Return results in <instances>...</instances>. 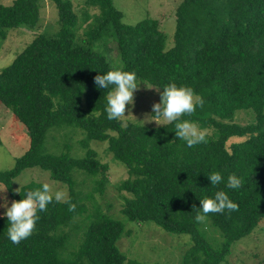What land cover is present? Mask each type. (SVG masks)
Wrapping results in <instances>:
<instances>
[{
    "label": "trees",
    "instance_id": "trees-1",
    "mask_svg": "<svg viewBox=\"0 0 264 264\" xmlns=\"http://www.w3.org/2000/svg\"><path fill=\"white\" fill-rule=\"evenodd\" d=\"M38 1L0 3V37L6 28L33 27ZM50 1L57 14L56 32L35 34L0 69V103L28 137L27 148L13 165L0 170V183L10 199L19 201L43 183L29 181L14 192L12 180L22 170L37 167L66 185L67 198L76 208L70 212L67 203L53 199L46 211H38L35 229L18 245L9 240V222L0 215V264L123 263L116 241L128 231L119 220L98 209L83 226L75 249L63 254L70 239L64 228L86 210L75 190L72 171L99 174L93 181V189L99 192L106 181L104 166L88 146L91 140L105 141L112 158L126 169L127 177L119 181L117 189L128 194L120 209L127 220L150 221L166 232L187 234L190 243L180 264H219L231 243L250 234L264 218V0H180L174 9L168 48L156 19L125 24L112 0L83 1L97 12L87 17L77 43V16L70 0ZM98 41L111 43L117 65L112 66L94 48ZM121 66L157 88L159 97L169 83L191 87L203 98L204 106H197L181 120L200 129L210 128L207 142L188 147L175 135V122L144 126L109 120L105 109L111 89L98 87L94 77ZM239 109L250 111L252 120L234 122ZM68 126L83 132L79 139L83 155L73 157L69 150L46 152L47 131ZM231 137L240 140L226 145ZM212 172L222 176L215 186L207 178ZM230 174L243 181L240 188L226 187ZM221 190L238 204V210L206 216L209 227L211 224L221 236L214 248L195 217L200 212L199 200L214 198Z\"/></svg>",
    "mask_w": 264,
    "mask_h": 264
},
{
    "label": "rangeland",
    "instance_id": "rangeland-1",
    "mask_svg": "<svg viewBox=\"0 0 264 264\" xmlns=\"http://www.w3.org/2000/svg\"><path fill=\"white\" fill-rule=\"evenodd\" d=\"M12 0H0L1 4L8 5ZM84 0H70L72 9L77 16V27L75 28V42H81L83 27L88 18L97 12L95 7L86 6ZM180 0H112L114 7L122 14L121 22L134 24L144 18H153L158 21L159 29L165 35V47L172 44L174 30V9ZM88 17V18H87ZM57 14L53 3L50 0L38 1V18L35 25L27 28L19 25L17 28H6L3 36L0 37V69L8 65L14 56L27 44L32 37L40 32L53 34L58 29L56 21ZM94 48L102 51L112 66L117 65L115 51L110 42L101 43L98 41ZM117 62V63H116ZM116 63V64H115ZM138 89L134 91V100L131 105L126 106L125 116L120 118L122 124L131 121L144 126H159L166 121L161 117L157 119L152 113L154 103H159L158 89L147 83L136 79ZM83 103V102H82ZM252 120V113L239 109L235 111L233 121L238 124H245ZM70 127V128H68ZM50 128L44 138L46 152L58 154L69 150L73 157H81L84 150L79 146V139L83 132L76 127L68 126ZM199 127V126H198ZM73 128V129H72ZM209 130L211 129L201 128ZM112 134V132H110ZM240 138L231 137L226 145ZM64 144H68L65 148ZM28 146V137L22 125L14 121L11 112L0 103V170H5L13 165L16 157L23 153ZM88 146L96 153V158L104 166L106 181L101 192L94 190L96 186L94 179L100 177L85 175L78 169L72 171L75 179V190L80 200L84 203L86 210L82 216H76L64 230L70 233V239L63 254L74 250L77 246L83 226L90 221L91 214L95 209L105 213L112 218L119 220L123 225V232L116 241V246L124 255L125 260L145 264H180L182 254L189 246L187 234H175L162 230L150 221L133 222L129 221L120 213L123 204V196L128 194L117 189L119 181L127 177L126 169L117 160L113 159L111 153L106 149L105 141L91 140ZM48 183L53 190H61L66 193V185L49 178L48 172L37 167L26 168L12 180V190L16 192L20 186L29 182ZM0 183V191L4 190ZM0 197L7 199L8 206H11L10 197L7 191L0 192ZM4 199H0V205ZM5 212L0 207V215ZM208 221V219H207ZM206 220L200 222L205 239L216 248L221 241L219 231ZM210 223V222H209ZM218 244V245H217ZM219 264H264V218L258 223L253 231L234 241L230 245L229 253Z\"/></svg>",
    "mask_w": 264,
    "mask_h": 264
},
{
    "label": "clouds",
    "instance_id": "clouds-1",
    "mask_svg": "<svg viewBox=\"0 0 264 264\" xmlns=\"http://www.w3.org/2000/svg\"><path fill=\"white\" fill-rule=\"evenodd\" d=\"M136 79L134 72L123 71L122 66L94 77V83L98 87L111 89L106 96L107 106L105 109L109 120H119L125 116L126 106L133 103L134 91L138 89ZM197 106L203 108L204 100L195 95L191 87L169 83L160 92V101L153 104L152 112L157 119L162 117L168 123L175 122V135L185 141L188 147H193L200 143H206L208 132L206 129H200L195 123L181 120V117L192 115ZM207 178L213 186L222 180L219 172H212ZM242 183L243 181L235 174H230L227 178L226 187L238 189ZM0 199H4V203L0 207L5 208L3 215L7 217L9 222L8 238L17 245L32 234L39 219L38 211H46L47 205L53 199L57 202L67 203L70 212H74L76 208V205L66 197L64 191H54L48 183H43L40 188L28 191L25 198L19 201H11L10 207L6 198L0 197ZM199 202L201 207L199 208L200 212L195 217L197 222H203L209 213L222 214L225 210L229 212L238 210V204L230 200L229 196L222 190L217 191L214 198L205 197ZM193 208H196L195 205Z\"/></svg>",
    "mask_w": 264,
    "mask_h": 264
}]
</instances>
